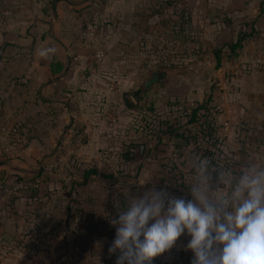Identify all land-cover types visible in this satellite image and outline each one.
<instances>
[{
    "label": "rangeland",
    "instance_id": "rangeland-1",
    "mask_svg": "<svg viewBox=\"0 0 264 264\" xmlns=\"http://www.w3.org/2000/svg\"><path fill=\"white\" fill-rule=\"evenodd\" d=\"M135 1L147 7L137 14L142 25L95 28L98 36L95 52H83V57L105 54L107 48L100 37L107 33L108 46L117 47L119 53L115 64L121 71L132 73L130 77L120 73V79L131 80V86L122 90V94H132L138 101V106H134L122 96L123 111L115 115L100 111L109 130L94 155L79 153L84 144V136L76 137L77 131L83 132L81 124H54L53 138H43L50 126L43 121L45 115L58 119L62 112L58 108L61 106L52 105L41 96L44 86L37 90L42 104L37 108L41 118L37 122V139L28 138L27 122L21 121L16 133L9 130L11 125L6 132L1 127L0 196L7 198L1 207L13 210L20 201L16 208L24 223L22 235L2 249L3 261L115 264L116 255L108 253L116 231L110 220L130 200L149 189H163L176 196L174 181L179 180V174L173 167L176 163L171 154L165 156L166 162L160 158L164 155L161 137L172 136L189 126L193 110L204 104L209 109L207 114L200 112L199 117L205 121L207 115L214 123L219 112L221 82L230 83L240 73L254 68L258 63L254 58L256 52L259 48L264 52V31L258 26L260 20L264 22V0ZM6 52L4 49L1 56L5 58ZM37 85L44 84L37 81ZM194 127L200 137L206 136L205 141H210V135L217 132L215 126L207 124ZM188 129L184 135L193 133V128L191 132ZM205 141L198 140L201 144L196 145L202 157L209 152L202 143ZM208 161L213 163L214 158ZM16 163L25 166L12 168ZM235 167L232 166L237 177ZM89 171H95L96 175H91L85 184V173ZM116 202L120 208L114 207ZM10 253L15 256L12 260L7 258ZM189 255V251L178 252L173 247L153 264L188 262Z\"/></svg>",
    "mask_w": 264,
    "mask_h": 264
},
{
    "label": "crops",
    "instance_id": "crops-1",
    "mask_svg": "<svg viewBox=\"0 0 264 264\" xmlns=\"http://www.w3.org/2000/svg\"><path fill=\"white\" fill-rule=\"evenodd\" d=\"M110 1L101 4L99 0H0V129L4 127L2 130L6 132L11 125L9 130L16 133L20 131L21 121L27 122L29 129L25 132L28 138L37 139V122L41 120L37 108L42 105L37 90L44 86L41 96L52 105L61 106L58 108L62 111L58 119L49 115L43 118L46 124H50L49 131H44V139L53 138L54 124L69 122L82 126L83 132L77 131L79 135L76 137H87V143L82 144L79 153L94 155L104 144L109 127L101 119L100 111L113 115L123 111L122 96L128 95H123L122 90L131 86V80L120 79V73L128 77L132 73L131 70L121 71L115 64L114 59H118L119 53L117 47L108 46L110 37L107 33L100 37L107 48L100 61L95 60L96 55L83 57V52H95L93 48L98 36L93 29L142 25V18L137 14L147 10L143 3L139 5L135 0ZM258 26L264 31L263 20ZM80 29L86 32L82 33ZM49 47L55 51L50 53ZM4 49H7L5 58L1 56ZM256 54L254 58L258 63L254 68L240 73L230 83L222 81L220 84L219 112L212 124L217 132L209 137L210 141L198 134V140L205 141L202 143L209 151L205 152L206 157L200 156L196 149L201 143L192 141L191 134L184 135L188 127L189 132L192 128L194 130L192 125L180 128L172 136L161 137L164 155L160 158L171 154L176 163L173 167L179 174V180L174 181L176 196L190 199L191 188L202 184L210 187L209 195L215 200L229 194L231 189L229 183L216 182L220 173L235 178L233 165H243L246 169L264 167V65L261 64L264 63V52L259 48ZM37 81L44 85H37ZM69 132L73 133L70 129ZM208 158H214L213 163ZM22 166L25 165H11L17 169L24 168ZM6 199L0 196L1 254L2 249L10 246V241L24 232L22 216L16 208L20 201L12 210L1 207ZM188 239L182 236L174 249L189 251L186 250ZM189 254L188 262L177 261L176 264H190L191 251ZM12 256L15 258L10 253L8 260H12Z\"/></svg>",
    "mask_w": 264,
    "mask_h": 264
},
{
    "label": "clouds",
    "instance_id": "clouds-1",
    "mask_svg": "<svg viewBox=\"0 0 264 264\" xmlns=\"http://www.w3.org/2000/svg\"><path fill=\"white\" fill-rule=\"evenodd\" d=\"M216 182L229 183L231 192L213 200L210 187L196 184L190 199L152 188L130 200L110 220L115 264H153L182 236L189 238L190 264H264V167L235 178L220 173Z\"/></svg>",
    "mask_w": 264,
    "mask_h": 264
},
{
    "label": "trees",
    "instance_id": "trees-1",
    "mask_svg": "<svg viewBox=\"0 0 264 264\" xmlns=\"http://www.w3.org/2000/svg\"><path fill=\"white\" fill-rule=\"evenodd\" d=\"M210 103H211V101H210ZM209 109V107L207 106V104H204V105H201V106H197L194 110H193V114L189 117V121L187 122V124L188 125H194V126H201V125H204V124H207V125H209V126H211V128H212V124H213V119H212V117H207V115L206 116H204V119H205V121H202V118L201 117H199V116H201L199 113L200 112H203V114H207V110ZM196 129H197V127H194V130H192L193 131V133L191 132L190 134L193 136V138H194V141H196V142H198V137H199V135H198V133H196ZM174 130V129H173ZM168 132H171V130H169ZM213 134H211L210 136H212ZM204 138L206 137V136H203ZM212 139H214V136L213 137H211ZM210 140V139H209ZM87 141V139L86 138H84V144H85V142ZM87 143V142H86ZM216 143V142H215ZM143 148V147H142ZM91 175H96V173H95V171L93 172V171H89V172H86L85 173V180H84V183L86 184L87 182H88V180H89V178H90V176Z\"/></svg>",
    "mask_w": 264,
    "mask_h": 264
},
{
    "label": "built area",
    "instance_id": "built-area-1",
    "mask_svg": "<svg viewBox=\"0 0 264 264\" xmlns=\"http://www.w3.org/2000/svg\"><path fill=\"white\" fill-rule=\"evenodd\" d=\"M102 57H103V56H102L101 54H98V55H96L95 60H96V61H100V60L102 59ZM245 170H247L245 166H243V165H237V166L235 167V171L237 172V177H238L242 172H244ZM230 192H231V189H230L229 193H230ZM0 264H10V263H8V262L3 261L2 259H0Z\"/></svg>",
    "mask_w": 264,
    "mask_h": 264
},
{
    "label": "water",
    "instance_id": "water-1",
    "mask_svg": "<svg viewBox=\"0 0 264 264\" xmlns=\"http://www.w3.org/2000/svg\"><path fill=\"white\" fill-rule=\"evenodd\" d=\"M127 99H128L129 104L138 106V101L135 99V97L132 94L128 95Z\"/></svg>",
    "mask_w": 264,
    "mask_h": 264
}]
</instances>
